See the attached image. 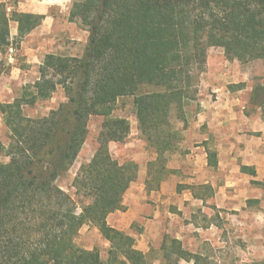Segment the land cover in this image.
<instances>
[{"label":"trees","instance_id":"trees-1","mask_svg":"<svg viewBox=\"0 0 264 264\" xmlns=\"http://www.w3.org/2000/svg\"><path fill=\"white\" fill-rule=\"evenodd\" d=\"M78 18L89 31L83 55H46L35 84L0 104L9 139L0 140V155L8 158L0 162V264H153L133 237L107 222L109 214L125 209L124 194L139 170L110 153L109 144L130 133L129 121L113 115L115 103L133 97L138 128L162 155L175 148L173 108L187 125L185 102L194 99V71L205 67L209 47H222L227 59L241 63L264 60V0H74L69 20ZM12 19L21 42L44 15L10 17L0 2V53L11 44ZM58 87L67 102L48 116L26 114V106L52 98ZM260 88H254L256 96ZM92 116L104 120L98 148L73 182L76 193L91 200L78 213L55 183L77 159ZM214 156L209 152L211 165ZM85 224L110 242L107 263L97 248L77 245ZM160 252L163 264H197L198 255L169 235Z\"/></svg>","mask_w":264,"mask_h":264},{"label":"crops","instance_id":"crops-1","mask_svg":"<svg viewBox=\"0 0 264 264\" xmlns=\"http://www.w3.org/2000/svg\"><path fill=\"white\" fill-rule=\"evenodd\" d=\"M63 6L64 0H43L37 11L18 7L22 13L41 14L44 19L20 42L21 60L9 52L0 54V64L10 71L8 75L4 72L0 75V103L15 100L14 86L35 84L46 55L56 54L54 51L59 47L64 49L51 44L63 40L62 30H69L70 37L81 47L87 44V32L69 20L70 12L67 15ZM17 35L16 22L12 37ZM207 66L203 97L188 122V152L172 155L167 165L169 174L151 192L147 185L148 167L139 164L137 179L123 197L125 209L107 217L111 227L133 237L136 249L145 254L152 246H160V250L166 235L186 246V240L196 233L208 242L216 241L227 221L238 230L252 228V198H257L252 180L264 181V116L260 108L252 110L254 85L248 67L244 68L236 59H227L224 49L216 46L207 49ZM114 143L117 142L110 144ZM191 143L197 145L190 146ZM209 152L215 153L213 165ZM242 167L248 169L244 171ZM198 188L209 192L199 194ZM208 210L214 214L216 210V215L222 217H211ZM196 211L206 214L207 217H201L204 223L192 216ZM224 211L232 217H223ZM180 212L190 213L191 217H178Z\"/></svg>","mask_w":264,"mask_h":264},{"label":"rangeland","instance_id":"rangeland-1","mask_svg":"<svg viewBox=\"0 0 264 264\" xmlns=\"http://www.w3.org/2000/svg\"><path fill=\"white\" fill-rule=\"evenodd\" d=\"M0 2L6 5L8 14L10 17L15 13H22L18 11V7L21 6V9L25 10H40V6L43 0H0ZM74 0H64V11L70 12L72 8ZM38 6V7H37ZM55 11L54 9H50L52 13ZM67 18V16H66ZM78 25V28H81L87 32V43L89 39V31L86 24L82 23L81 20L75 19L73 22ZM16 21L13 19L10 22V32H11V44L8 46L2 53L6 54L9 52V48L13 47L16 51L14 58L21 60L22 56L19 51L20 41L16 37H12V33L15 31ZM65 29V28H63ZM63 37V42L58 39V42H53L55 46H62L58 48V51H54L56 54L64 55V56H82L85 50V46L81 47L78 45V41L72 39L70 37L69 30H62L61 33ZM60 38V37H58ZM62 44V45H60ZM56 49V48H55ZM244 64V68L248 67L249 77H252V84L255 87H263L264 88V60H255ZM4 65L0 64V75L4 72L5 74H10L9 69L3 67ZM246 66V67H245ZM207 61L203 70H195L194 71V81H193V97L194 99H190L188 102L186 101L184 110L186 113V121L187 125L183 124V121L178 120V112L175 108L172 109L171 114V130L173 131V145L174 150L167 151L162 155H158L156 153V147L151 144V141L144 135H142L141 131L138 128V119L135 113V107L133 104V97H124L120 98L114 105L113 115L116 117L126 118L130 123V133L127 139L122 143H114L109 144L110 153L117 162L120 164H125L126 162H135L138 164H143L148 167V190H156L155 188L158 186L159 180L163 179L166 174H169L170 169L167 168V165L170 160H172V155L179 153L185 154L188 152L189 147H186V135L188 132V122L195 116L196 105L199 101L200 97H203L201 94L204 91V83L208 79L206 75L207 70ZM262 89V88H260ZM14 96L19 97L23 94L22 86H14L13 88ZM67 102V97L64 93V90L61 87H58L57 91L53 94L52 98L40 101L33 107H25V112L30 117H42L48 116L51 111L57 109L62 103ZM252 110L256 111V109H261L264 116V90L262 89L259 96H256L252 92ZM1 104V103H0ZM104 118L101 116H92L88 122V136L87 139L77 157L72 167L64 173L57 181L56 186L61 188L67 194H69L73 200L77 204V212H81V207L90 203L89 197H83L76 193V188L73 186V182L75 177L78 175L80 167L82 164L90 162L93 158L97 148H98V136L102 129V123ZM0 140L4 144H8V131L4 125L3 116L0 113ZM185 143V144H184ZM188 143V142H187ZM193 143L190 144V146ZM193 145H197L194 143ZM183 156V155H181ZM8 158L0 155V162L7 161ZM164 166L165 170L161 171V168ZM159 181V182H158ZM256 180H252V191L254 192V197L252 198V228H248L245 230H238L235 226L233 228V224L230 221H227V225L224 227L225 230L221 234L218 235L216 241L212 243L205 238H202L200 234L194 238H190L186 240L185 248L192 251L198 255L197 264H264V181L259 184L254 183ZM207 194L209 191H205L202 188H198L197 193L199 194ZM252 192V193H253ZM207 208H213L211 205H206ZM198 207V206H194ZM200 207V205H199ZM208 214L211 217H222L220 215H216L218 213L215 210L214 212L208 210ZM223 217H232L228 216L227 212L224 211ZM230 213V212H229ZM180 212L178 217H191L190 213L186 215H182ZM206 214L202 212H197L192 216L197 217L199 221L204 223L201 217ZM241 226V225H240ZM166 235V234H164ZM197 236V238H196ZM171 237V235H170ZM173 238V237H172ZM159 242L161 238L158 239ZM77 245L87 249L94 250L97 248L99 250L101 259L104 263L108 262L109 259V249L111 248V244L108 240H106L98 228L91 224H85L80 229L79 235L76 238ZM162 243V242H161ZM152 246V245H150ZM160 246L156 248L152 246L150 251L146 252L149 255V260L153 264H163V259L161 256V252L159 250ZM188 250V251H189ZM180 264H194V261L187 262L185 260H180Z\"/></svg>","mask_w":264,"mask_h":264},{"label":"built area","instance_id":"built-area-1","mask_svg":"<svg viewBox=\"0 0 264 264\" xmlns=\"http://www.w3.org/2000/svg\"><path fill=\"white\" fill-rule=\"evenodd\" d=\"M8 51H9V54H10L12 57H14L15 54H16V51H17V50H15L13 47H10Z\"/></svg>","mask_w":264,"mask_h":264}]
</instances>
